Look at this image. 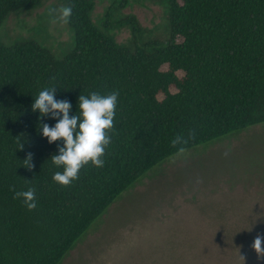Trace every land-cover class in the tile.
Wrapping results in <instances>:
<instances>
[{"label": "trees", "instance_id": "trees-1", "mask_svg": "<svg viewBox=\"0 0 264 264\" xmlns=\"http://www.w3.org/2000/svg\"><path fill=\"white\" fill-rule=\"evenodd\" d=\"M42 1L0 0V25ZM59 1L72 8L69 51L0 42V264H58L121 192L178 152L177 136L187 149L264 123V0H158L164 40L135 43V19L117 22L129 27L132 48L107 32L108 13L91 20L94 0ZM51 87L71 103L70 117L80 115V95L119 93L104 166L89 163L68 187L53 180L64 169L51 159L64 142L49 144L40 127L57 120L31 107ZM13 188H34L36 208L14 199Z\"/></svg>", "mask_w": 264, "mask_h": 264}, {"label": "rangeland", "instance_id": "rangeland-1", "mask_svg": "<svg viewBox=\"0 0 264 264\" xmlns=\"http://www.w3.org/2000/svg\"><path fill=\"white\" fill-rule=\"evenodd\" d=\"M60 7L59 0H43L8 14L0 42L28 38L56 56L69 51L66 24L52 23L48 14ZM105 13L117 44L133 47L129 27L117 23L127 16L141 30L135 43L167 37L158 0H94L91 20ZM257 234L264 235V123L151 167L89 224L58 264H244L240 255L246 264H264L251 247Z\"/></svg>", "mask_w": 264, "mask_h": 264}, {"label": "clouds", "instance_id": "clouds-1", "mask_svg": "<svg viewBox=\"0 0 264 264\" xmlns=\"http://www.w3.org/2000/svg\"><path fill=\"white\" fill-rule=\"evenodd\" d=\"M52 17V23H69L72 15L70 6H62L59 9L50 8L48 12ZM57 88H46L39 92L32 104V111L40 113V119L50 117L57 120L54 127L42 124V135L52 144L59 140L64 142V146L59 148V155L51 157L52 162L57 167H63V172H56L53 180L61 186L68 187L73 181L79 179L80 170L91 163L96 168L104 166L103 156L105 149L111 143V133L114 130V119L116 115L118 92L109 95H101L92 92L90 97L80 95L78 98V108L80 115L69 116L72 105L67 100H56L55 90ZM189 138H194V131L188 133ZM187 139L182 135L177 136L172 141V146L181 145L179 154L185 152ZM23 149L21 144L20 150ZM228 153H225L227 156ZM24 167L32 170V154L29 153L24 160ZM202 183V180H197ZM14 199H23L24 205L29 211L36 208L35 189L29 188L27 191H15ZM257 255V259L264 260V235L257 234L251 245ZM241 260L246 264V258L240 255Z\"/></svg>", "mask_w": 264, "mask_h": 264}]
</instances>
